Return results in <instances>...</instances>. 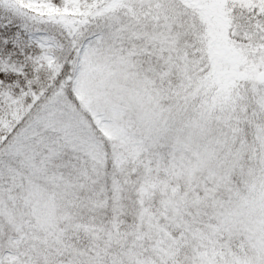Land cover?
Listing matches in <instances>:
<instances>
[{"label": "snow or ice", "instance_id": "obj_1", "mask_svg": "<svg viewBox=\"0 0 264 264\" xmlns=\"http://www.w3.org/2000/svg\"><path fill=\"white\" fill-rule=\"evenodd\" d=\"M0 264H264V0H0Z\"/></svg>", "mask_w": 264, "mask_h": 264}]
</instances>
